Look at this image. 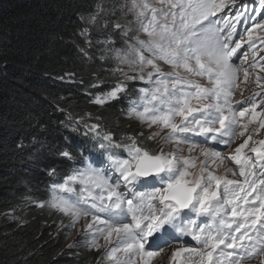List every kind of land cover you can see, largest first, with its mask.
I'll return each mask as SVG.
<instances>
[{"label": "snow or ice", "instance_id": "obj_1", "mask_svg": "<svg viewBox=\"0 0 264 264\" xmlns=\"http://www.w3.org/2000/svg\"><path fill=\"white\" fill-rule=\"evenodd\" d=\"M158 3L167 7L158 9L152 0H132L130 10L135 11L137 32H143L147 39L136 35L127 52L115 50L120 63L139 71L138 75L124 74L127 80L147 84L130 101L128 115L149 126H160L150 139L161 137L167 129L162 139L165 144L175 143L180 152L183 151L180 145H189V152L201 145L231 147L247 131L248 125L241 123L242 118L249 112L252 121L258 115L264 116L256 112L258 104H264V95L257 93L235 104L232 99L239 87L238 73L243 71L244 80L248 78L247 69L240 67L245 53L237 55L243 47V37L236 27L242 13L225 11L234 6V0H158ZM95 21L93 15L88 22ZM114 27L121 29L124 36L130 31L119 23ZM79 35L91 46L87 27ZM248 39L249 48H254L250 31ZM158 61L173 71L164 72ZM252 66H256L255 61ZM146 69L151 70L145 75ZM181 69L187 76L206 78L210 86L182 76ZM256 82H260L259 77ZM125 91L126 84L121 82L94 102L103 105ZM85 127L84 135L92 133L98 139L106 159L85 157L82 167L73 168L60 182L53 181L50 199L39 206L47 203L69 215L70 226H75L82 217L91 216L92 222L86 225L88 247L98 250L100 239L111 242L114 237L115 244L105 254L108 260L114 264H136L133 258H138L143 264H151L165 247L189 237L197 247L177 249L172 253L171 264H181L185 253L188 259L183 264H189L192 257L199 258L198 264H244L264 257V140L249 149L256 162L244 152L251 135L230 157L222 156L213 146L201 149L204 164L230 159L239 165L241 182L204 167L199 176H194L190 170L196 167L198 157L177 156L163 148L150 152L140 147L134 137H128L127 144H119L111 133L101 134L100 125ZM259 127L264 128V119ZM118 148H123L127 156L113 151ZM60 155L75 160L68 150ZM48 174L54 175L55 169ZM121 251L124 258L117 259L116 254Z\"/></svg>", "mask_w": 264, "mask_h": 264}, {"label": "trees", "instance_id": "obj_2", "mask_svg": "<svg viewBox=\"0 0 264 264\" xmlns=\"http://www.w3.org/2000/svg\"><path fill=\"white\" fill-rule=\"evenodd\" d=\"M129 1L0 0V216L23 203L26 183L45 194V180L64 176L77 162L79 166L81 153L90 160L106 154L92 133L84 135L86 125H100V133H111L116 143L134 137L145 147L143 134L121 118L145 82L128 80L117 99L94 102L124 78L114 70L113 52L135 41ZM93 15L96 21L89 24ZM117 23L130 29L127 36L116 37ZM85 27L91 46L79 35ZM111 39L113 44L105 43ZM44 144L50 155L37 173L25 172ZM63 150L75 160L62 157ZM113 151L125 153L123 148ZM50 169H55L51 177ZM31 211L27 226L0 224V264H87L90 256L74 263L64 240L46 230L40 233L45 213Z\"/></svg>", "mask_w": 264, "mask_h": 264}, {"label": "rangeland", "instance_id": "obj_3", "mask_svg": "<svg viewBox=\"0 0 264 264\" xmlns=\"http://www.w3.org/2000/svg\"><path fill=\"white\" fill-rule=\"evenodd\" d=\"M235 1L237 0H234V2ZM152 3H153V6L157 7L158 9L161 7H165V8L167 7V5L159 4L158 0H152ZM128 8H129V12L131 16L134 18L133 23H135L136 25L135 36L139 35L140 39H147L146 35L143 32H139V33L137 32L139 25L136 22L135 11L130 10L132 8V0L128 2ZM123 28L127 29V27H123ZM114 30H117V36L116 35L115 36L117 38H120L119 34L122 35L121 29L114 28ZM261 32H264V31L261 30ZM259 37L261 36L259 35ZM111 41L114 42L113 39H111ZM113 42L111 44H113ZM134 43L135 41L126 42L125 43L126 49H123V50L118 49V50H120L121 53L123 54L124 52L128 51L129 44H134ZM249 52L251 53V55L248 52H245V54L249 55L248 60H250L251 58L253 60V57H255L256 48H254L253 50L250 49ZM145 55H148V54L145 53ZM261 57L264 58V53L261 55ZM113 59L116 60V63L113 64L114 70L120 69L121 71H118V70L117 71L121 73L122 76L124 77L122 80H120L119 83L121 82L126 83L128 81L126 78V75L124 74H127V75H138L139 74L138 69L133 70L132 68L129 67L127 63H123V64L120 63L119 60L116 59L115 51L113 52ZM129 59H132V57L129 56ZM158 63L160 64V67L162 68L164 72L167 73V72L173 71V69L169 65L161 61H158ZM257 67L261 69L254 70L251 74H248L247 80H244V74H240V72L238 73L237 82H238L239 87L235 90V93L233 95L232 99L234 101L240 98H244L245 100H247L251 96L263 91L260 89H264V68H262L264 66L258 65ZM244 69H247V68L245 67ZM150 70L151 69H146L145 75L147 74V71H150ZM180 72L182 76H186L188 79L198 81L199 83L205 86H210L208 85L206 78L187 76V74L182 69L180 70ZM257 77L260 78L259 83L256 82ZM259 98L260 97L257 96V100ZM233 103L235 104V102ZM260 106L264 108V104H260ZM256 112L264 113V110L260 109V107H257ZM121 118L124 121L129 122L130 126L132 127L136 126L139 132L143 134V138L146 142L144 149H147L150 152H156L158 149L163 148L165 152H172L177 156L183 155L185 157H192V158L198 157L199 159H197L196 161V167L190 170L193 172L194 176H199L200 169L204 167V168H207L208 171H211L216 175H219V176L226 175L228 179L239 180L238 178L239 177V174H238L239 165H235V163L230 159H224L223 162H221L220 160H215V162H212L210 160L208 164L203 163V161L205 160V157L200 155V153H201V149L203 147H206L205 145H201L200 147L193 148L191 152L188 151L189 145H180V147L183 149V151L180 152V151H177V145L175 143L165 144L164 140L162 139L163 135L167 133L168 131L167 129H165L164 132L161 133V137H157L156 139H150L153 133L159 131V128H160L159 125L149 126L146 123H141L139 120L133 117H130L128 113L122 114ZM261 119H264V116L258 115L257 119L255 121H252L251 112H249V114L246 115V117L242 118L241 120V123L243 122V124L248 125L247 131H245V135L238 136V138L232 143L231 147H228L225 145H215V146L207 145V147L213 146L215 147L217 151L221 153L222 156L230 157L231 155L235 154V148L238 147L241 143H243L249 135H251L252 139L248 142V147L245 148L244 150L249 149L251 146L258 144L257 143L258 141L264 140V128L259 127V123ZM176 122L179 123V118H177ZM138 144H140L139 146L141 147L142 143L140 141L138 142ZM50 150H51L50 147H48L46 144L42 145L41 147L39 146L35 150V155H33L32 158L30 159L31 166L28 167V169H25L24 171L29 172L32 175L37 173L39 169L41 168V164L43 163V161L47 159L48 155H50L49 154ZM44 154L46 155L44 156ZM83 155H84L83 159L87 157L90 160V157L87 154H83ZM126 156H127V153L125 157ZM52 157H55V156L53 155ZM252 158H253V162H255L256 158L254 156H252ZM229 169H231L232 171H228ZM233 173H236V174L234 175ZM49 177H51V175H49ZM62 180L63 179L51 180V183L47 184L45 187L46 188L45 194L37 193L36 188H34V183L30 185L26 183L25 184L26 189L24 188L25 189L24 194L26 195V197L24 198L23 203L21 205L10 207L8 210H6L0 216V224H12V225L17 224L18 226H27L28 220L31 219V214H32L31 210H34L36 213L43 211L45 213L44 225L39 230L40 233L46 230L50 233L52 238H56L58 240H64L66 247L69 248V250L67 251V258H69L70 261L74 263H78V259L86 255L87 257L90 256L87 264H114V261L108 260L105 255L106 252L115 244L114 237L112 238L111 242H105L103 239H100L99 243L101 246L98 250L87 246V242L90 239V237L86 234L88 231L86 229V225L92 222L91 216L82 217L75 224V226H70L71 217L69 215H65L64 213L57 211L56 209L48 206L47 203H45L44 207L39 206L41 202H46L50 199V186L52 185L53 181L60 182ZM39 181H41L40 178L36 182L38 183ZM45 181L47 182V179ZM76 190L77 192L80 190L79 185L76 186ZM181 247H184V246L175 245V246L170 247L169 249H166L160 252L158 256L152 259L151 264H171L172 253ZM116 258L123 259L124 258L123 251L118 252L116 254ZM133 259L136 260V264H143L142 259H138V258H133ZM262 259L256 262L255 260H252V259L247 260L244 262V264H261ZM184 260H186L185 254H183V256L181 257V264H183ZM191 260L194 262V264H198L199 258L192 257Z\"/></svg>", "mask_w": 264, "mask_h": 264}, {"label": "bare ground", "instance_id": "obj_4", "mask_svg": "<svg viewBox=\"0 0 264 264\" xmlns=\"http://www.w3.org/2000/svg\"><path fill=\"white\" fill-rule=\"evenodd\" d=\"M241 4V0H237V1H235L234 2V6H233V8H235V9H237L238 8V6ZM229 8H232V5H230V7ZM223 13H219L218 15H222ZM249 17V15H247V12L246 11H243L242 12V15H241V18H239V21L237 22V24L236 25H238V28H237V33H238V35L239 36H242L243 37V45L246 47V48H244V47H242L240 50H243V52L245 53V51H247V50H250V48L248 47V45H249V39H248V32H249V30H248V28H247V26H245V25H243L242 23H241V19H247ZM254 20L255 21H258L259 20V18L256 16V17H254ZM253 35H252V41L251 42H253ZM261 38V45H263V43L262 42H264V40L262 39V37H260ZM240 50H238V51H240ZM238 55V54H237ZM249 55H246L245 54V56H244V58L245 57H248ZM263 58V57H262ZM264 59V58H263ZM254 61H256V58L255 57H253V60H252V62H250V61H245L244 62V68L246 67L247 69H250V73L249 74H251L254 70H258V69H261V68H258V67H253L252 65V63L254 62ZM243 66V65H242ZM262 68H264V67H262ZM256 146H258V144H255V145H253V146H251V147H256ZM250 147V148H251ZM249 148V149H250ZM91 153V152H90ZM69 173V172H68ZM67 173V171H66V175L68 174ZM47 182H48V184L51 182V181H49V179L47 178ZM259 259H257L256 261H258Z\"/></svg>", "mask_w": 264, "mask_h": 264}]
</instances>
